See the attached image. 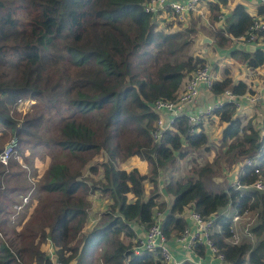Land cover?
<instances>
[{
  "label": "trees",
  "instance_id": "1",
  "mask_svg": "<svg viewBox=\"0 0 264 264\" xmlns=\"http://www.w3.org/2000/svg\"><path fill=\"white\" fill-rule=\"evenodd\" d=\"M145 1L0 0V187L10 182V175L33 174L26 167L6 175L2 183L4 165L22 168V143L38 142L39 147L66 153L64 158L53 157L39 187L34 174L31 177L30 187L40 192L35 214L4 231L14 238L0 237V264H52L50 250L67 264H165L157 252L136 253L135 238L156 221L157 211L164 213L165 234L170 239L181 235L189 224L188 209L218 214L212 238L226 264H264V190L253 186L264 178V138L239 114L243 107L236 102L226 101L214 111L225 123L220 134L224 146L214 162L235 163L245 157L238 177L241 186L217 189L210 176L214 167L207 163L197 177L171 173L164 192L173 197L169 202L161 199V167L174 165L193 149L212 146L204 122L193 131L186 114L176 116L156 139L163 114L155 102L176 98L208 57L194 47L203 30L200 17L192 16L189 24L175 19L161 26L156 15L144 9ZM207 2L211 20L220 21L218 15L229 0ZM258 15H264L263 5ZM255 17L237 3L211 32L219 47L233 44L231 54L251 67L264 65V48L243 50L233 39L246 33ZM225 71L214 80L212 93L222 94L226 88L237 95L254 91L243 78L231 75L229 67ZM27 98L37 101L23 114L19 102ZM38 103L51 107L42 110ZM15 136V151L4 164V140ZM135 156L149 161L148 173L137 166H119ZM29 190L8 184L0 192L9 196L21 191L19 201L12 199L16 204ZM98 190L110 198L108 208L88 226L90 197ZM227 207L230 213H221ZM246 210L257 214L249 228L254 238L243 231L234 244L233 214ZM3 211L1 224L6 226L8 212ZM197 250L204 253L205 247L200 244Z\"/></svg>",
  "mask_w": 264,
  "mask_h": 264
},
{
  "label": "built area",
  "instance_id": "2",
  "mask_svg": "<svg viewBox=\"0 0 264 264\" xmlns=\"http://www.w3.org/2000/svg\"><path fill=\"white\" fill-rule=\"evenodd\" d=\"M202 1L204 0H146L144 9L154 15H159L161 12H168L170 10V12L177 17H186L185 21H187L188 13L197 10ZM259 2L264 6V0H259ZM218 16L219 20L222 21L225 18V11L222 9ZM255 16L248 31L235 37L234 40L238 41L240 45L256 41L260 33L264 35V15ZM216 78L211 65L206 63L191 73L186 85L176 98L157 99L155 106L165 115H161L158 120V125L154 132L155 138L159 139L163 129L171 126V124L174 123L175 117L178 115L186 114L191 130L195 131L208 117L210 118L215 115V109L221 107L226 101L236 102L239 107L264 101V86L258 90L247 91L242 95H237L232 89L226 88L222 94L217 95V99L212 105L200 108L199 104L203 88L211 90ZM16 144L17 137L15 136L8 142L5 152L1 156V160L4 164L9 163V156L15 151ZM247 162L251 163V160H247ZM25 167L30 169L28 165H25ZM238 185L241 186L240 184ZM253 186L264 190V178H258ZM33 189L34 187L22 197L21 202L14 204V212L11 215L13 221L17 214L24 210L30 203L33 196ZM225 212L228 214L229 209H225ZM250 213L249 210H246L244 213L237 212L233 214V232L230 238L232 243L235 244L240 241V233L237 224L244 218L250 220ZM217 215L218 214L206 216L198 210L190 209L189 224L181 235L174 237L177 243V246H174L171 239L163 230L162 220L164 213L157 211L156 221L143 229V235H140L139 243L133 247L134 251L136 253H141L145 250L157 252L165 264H183L185 261H192L195 264H210L205 256L206 252H208L217 259L219 264H226L225 254L219 250V247L214 243L212 238V230ZM248 225H250V223H248ZM248 225H246L243 231L251 235L252 233L249 231ZM200 244L205 247L204 253H199L197 250V246ZM177 253L180 254L181 257H179ZM49 254L52 259V264H67L63 260L57 258L51 250Z\"/></svg>",
  "mask_w": 264,
  "mask_h": 264
},
{
  "label": "rangeland",
  "instance_id": "3",
  "mask_svg": "<svg viewBox=\"0 0 264 264\" xmlns=\"http://www.w3.org/2000/svg\"><path fill=\"white\" fill-rule=\"evenodd\" d=\"M232 1V0H231ZM256 2L258 3L259 0H256ZM234 4H237L236 0L233 1ZM205 6V5H204ZM206 16L210 17L209 12L206 13ZM173 18V17H172ZM172 18H170L169 16L166 17V20H170L172 21ZM186 23V22H185ZM205 25V24H202ZM240 44V43H238ZM230 44H226V46H222V47H218L216 42H212V43H207L204 45V48H206L207 50L203 49L204 52H207V54H209L208 57V62L211 65L213 72L215 74V76L217 78H219L222 75L226 74V68L229 67L230 72H232V74L234 75L236 73V75H234L235 78L238 79L239 75L243 74L245 75L243 77V79L245 81L248 82V84L250 83V87L253 86V84L257 83V80H260V86L263 85L264 83V74L262 72V70L264 69V65L262 66H258V67H251L248 66L246 63V68L242 69L241 67H237V62L238 60H241L240 58L236 57V60H233L232 57H227L224 61H220L218 62L216 60V56L219 53H223V52H227L228 51V47L230 48ZM243 62V61H242ZM253 69V71L255 70H259L256 71V74H253L250 77V70L249 69ZM247 70V71H246ZM241 78V77H239ZM252 81H251V80ZM257 79V80H256ZM252 83V84H251ZM259 86V85H257ZM255 90H258L257 87L253 88ZM36 99L33 98H27V99H20L19 102V106H20V110L23 114H26L28 111H31V109L33 108V105L35 106L36 104ZM45 101V100H44ZM47 102V101H45ZM39 108H41L42 110H47L51 107L50 103H38ZM243 108L238 110L239 114H241L244 119L246 121L251 122L256 128L257 130H260V135L261 133L263 134V138H264V101L263 102H257L254 104H248L246 106H242ZM209 120L207 124H205V129L207 130V132L209 131L210 133V144L212 146V149L209 148H204L201 147L199 149H193L191 150L192 153H190L186 158L184 159H180L178 158L176 160V162L173 164H170L169 166L165 167H161V171H160V176L158 180V185L157 188H159L162 192L161 195V199L166 198L167 201H170L172 199V194L166 193L164 192V185L165 183L168 181L170 174L173 173L175 174L178 178H182V177H189V176H194L197 177L198 176V170L201 169L202 166H204L207 163H210L213 165V169L214 171L211 173V177L212 178H216V177H221L222 179L219 180H215L216 183L219 185L217 187V189H219L220 187L223 189H228L231 185H237L238 184V177H239V172H240V168L242 163L245 161L244 158H241L238 162L235 163H230V161H228V159L225 160H220V163L217 165L215 164V157L216 155L219 153V151L223 148V142L222 139L220 137V134L222 132L223 127L225 126L224 122H220V120H214L213 118H207ZM206 121V122H207ZM209 121H212V123L210 124ZM2 125L0 124V130H2L3 128L1 127ZM131 134L133 135V133L131 132ZM14 136V135H13ZM10 139L8 138L7 140H4V145L8 144V141ZM21 144V143H20ZM41 146V145H40ZM21 150H23L25 153V155L27 154L28 158L24 157L25 155L20 154V158L18 159V162L20 164H22V168L19 170V167H11L10 166H5L4 165V169L5 172L3 174V179H2V183L4 185V177L8 174H12L13 171H23L25 167V165H28L30 167V169L33 171L34 177L36 179V184L39 187L40 186V182L41 179L43 178V175L45 173V171L47 170V168L50 166V162L53 159V157L55 156L56 159V155L59 156L60 158H64L66 156V153L64 151H59L57 150H53L50 149L49 147L44 148V146L39 147L38 146V142L36 145H34L33 142H29V143H22L21 144ZM21 150H19L21 152ZM98 157V156H97ZM137 157V158H136ZM126 162L122 161L119 163V166L121 167H126L128 169H131V167H133L134 165H136L137 167H139L140 169L142 168L144 171H147V173L150 171V165L148 166L147 163H149V161L145 160L147 163V165L145 166V163H141V160L139 159V156H136ZM229 159H231L230 156H228ZM96 161V160H94ZM144 161V160H143ZM78 163H80L79 161H77ZM76 163V164H78ZM88 167H85L84 170L85 172H87ZM174 169V170H173ZM88 173V172H87ZM33 174L31 173V177L33 176ZM13 174L8 176V178H10V182H7L4 186L6 187L8 184H10L11 186H16L19 188H28V190L31 188L30 186L32 185V181L33 178L31 179L30 176H27L26 172L23 174ZM148 185L151 187H153V183H151L150 181H148ZM0 187L3 188V190L5 189V187ZM37 187V191L33 192V196L31 198L30 203L25 207L24 210H22V212L17 215V218L15 217V221H12V208L15 202L19 201L21 198V195L18 191L17 193H11L9 196H4L2 194V191L0 192V209L4 208L3 212H8V216L7 218H9V225L7 224L2 225L1 224V219L4 218V215L2 214V212H0V237L3 239H6L9 241V238H14V235L12 233H10L9 235H6L4 231H8L10 227V225H13V223H18V222H25L27 220H29L31 217H33V215L35 214V209H36V204L37 203V198L40 195L39 189ZM96 195H99L100 197L104 196L107 197V195L98 190L96 193ZM104 194V195H103ZM147 197V196H146ZM12 199L14 200V203L12 202ZM103 202L105 204H107V207L105 208V210L108 208V203L109 200H107L106 198L102 199ZM100 204V208H104L105 204ZM228 208V207H227ZM227 208H222L223 210L221 211V213L225 212V209ZM229 213H230V209H229ZM251 219H241L238 222V231L240 233V240H241V236L243 234V230L245 228L246 225H248V223H250L249 228L251 227L252 224H254L257 221V214L251 212ZM92 217H90V219L88 220V226H90L93 222L96 221L95 218V214H91ZM251 238H254V235L251 234L249 235ZM19 239V238H18ZM130 238L129 237H125V241L129 242ZM139 242L140 239L135 238V242ZM137 242V243H138ZM50 249V246L48 247V251ZM100 251H102V247L100 248ZM246 264H250L249 262H246Z\"/></svg>",
  "mask_w": 264,
  "mask_h": 264
},
{
  "label": "crops",
  "instance_id": "4",
  "mask_svg": "<svg viewBox=\"0 0 264 264\" xmlns=\"http://www.w3.org/2000/svg\"><path fill=\"white\" fill-rule=\"evenodd\" d=\"M233 1H235V0H229V3L225 6V8H223V10L225 11V15H226V17H227V15L232 11V9H233V7L236 5V4H234L233 3ZM236 2L237 3H243V4H245V6H246V8L248 9V11L249 12H251L253 15H258V10H259V7L260 6H262L261 4H260V2H256V0H236ZM205 5V6H204ZM208 2H207V0H204V1H202L201 3H200V5H199V7H198V9L197 10H194V11H190L189 13H188V18H187V21H185L186 20V17L185 18H180V17H177V16H175L172 12H170V10L168 11V12H161V13H159V15H156V18L159 20V22L161 23L160 25L162 26V24H166V22L167 23H171L172 24V21L173 20H181V21H183V22H188V24H189V19L193 16L194 18H195V16L196 17H200V20H201V22H200V24H201V26H202V28H203V30H201L200 29V31H199V36L197 37V41H196V44H195V50H198V52L199 53H202L203 55H205L206 57L209 55V54H207V52H204L203 51V49H205V50H207L206 48H204V45L205 44H207V43H212V42H214V38L211 36V32H212V29L215 27V25H217V24H219V23H221L222 21L224 22V19L221 21H216V22H214V21H212L211 20V18L209 17V16H206V13L208 12ZM222 11V10H221ZM170 17V18H172L173 16H175V17H173L172 18V21H168V20H166L165 18L166 17ZM197 18V19H198ZM222 22V23H223ZM198 23V22H197ZM202 24H205V25H202ZM203 32V33H205L207 36H209L210 38H212V41L211 42H206V43H203V44H200L199 43V40H200V32ZM234 40V39H233ZM231 46H230V48L228 47L227 49H228V51L227 52H223V53H219L217 56H216V60L218 61V62H220V61H224L227 57H232V59L233 60H236V56L234 55L233 56V54H231V48H233V44H230ZM218 47H219V45H217ZM234 46L235 47H240V48H242L243 50H254V49H256V48H258V47H263L264 48V35L262 34V33H260L259 35H258V39L256 40V41H254V42H247V43H244V44H234ZM209 63V62H208ZM238 64H237V67H241L242 69H244V68H246V64L244 63V62H242V60H238V62H237ZM249 69V68H248ZM250 70V77L253 75V74H256V71H259V70H255V71H253V69H249ZM264 70V69H263ZM262 70V71H263ZM247 71V70H246ZM263 73H264V71H263ZM226 75V74H225ZM225 75H222V76H220V78H222V77H224ZM231 75H233L232 74V72H231ZM234 75H236V73L234 74ZM233 75V76H234ZM245 75H243V74H241V75H239V77H241V78H243ZM239 77H238V79H239ZM237 79V78H236ZM251 80V79H250ZM257 80V79H256ZM252 81V80H251ZM252 84V83H251ZM249 85H250V83H249ZM257 85H259V86H257ZM263 86H264V83H263V85L262 86H260V80H257V83L256 84H253V86H252V88H256L257 87V89L259 88H263ZM264 89V88H263ZM255 90V89H254ZM216 99H217V95L216 94H214V93H212L211 92V90L210 89H207V88H203V90H202V95H201V99H200V104H199V106H200V108H204V107H206V106H208V105H212L215 101H216ZM246 105H248V104H246ZM246 105H244V106H246ZM163 115H165V114H163ZM211 118H213L214 120H219V118H218V115H213ZM207 120H209V119H206L205 121H204V126H205V124H207L208 123V121ZM207 121V122H206ZM209 123L211 124L212 123V121H209ZM209 132V131H208ZM210 135V134H209ZM136 157V156H135ZM134 158V157H133ZM137 158V157H136ZM139 159L141 160V163H145V166L148 164V166H149V163H147L146 161H145V159L144 158H142L141 156H139ZM144 160V161H143ZM128 161V160H127ZM147 163V164H146ZM134 166H136V165H134ZM133 166V167H134ZM141 170L143 171V172H147V171H144L142 168H141ZM220 178V177H219ZM222 179V178H221ZM104 195V194H103ZM173 197V196H172ZM103 198H106L107 200H110V198L107 196V197H104V196H102V197H100L99 195H96V194H92L91 195V197H90V199H91V201H92V206H91V210H90V217H92L91 216V214L93 213V214H95V218L96 219H98L99 218V216L101 215V213L105 210V208L107 207V204H105L104 202H103ZM164 200H166L167 201V199L166 198H164ZM169 202V201H168ZM105 204V207L104 208H100V204ZM189 209L187 210V211H185V213H186V215H187V217H188V219H189ZM137 228V227H136ZM140 229V228H139ZM140 234H139V236L141 235H143V231H141V232H139ZM171 242H172V244L174 245V246H177V243L175 242V240H174V237L173 238H171ZM178 250V249H177ZM178 254V253H177ZM178 256L179 257H181V255L180 254H178ZM206 260L210 263V264H219L218 263V261H217V259L213 256V255H210L208 252H206Z\"/></svg>",
  "mask_w": 264,
  "mask_h": 264
},
{
  "label": "water",
  "instance_id": "5",
  "mask_svg": "<svg viewBox=\"0 0 264 264\" xmlns=\"http://www.w3.org/2000/svg\"><path fill=\"white\" fill-rule=\"evenodd\" d=\"M212 41V38H210L209 36H207L205 33H203L202 31L200 32V40H199V43L200 44H203V43H206V42H211ZM221 179V177H216L215 180H219Z\"/></svg>",
  "mask_w": 264,
  "mask_h": 264
}]
</instances>
